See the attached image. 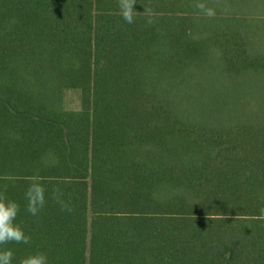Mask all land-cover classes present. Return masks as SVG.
I'll use <instances>...</instances> for the list:
<instances>
[{
	"label": "trees",
	"instance_id": "obj_1",
	"mask_svg": "<svg viewBox=\"0 0 264 264\" xmlns=\"http://www.w3.org/2000/svg\"><path fill=\"white\" fill-rule=\"evenodd\" d=\"M0 193L13 264H264V0H0Z\"/></svg>",
	"mask_w": 264,
	"mask_h": 264
},
{
	"label": "clouds",
	"instance_id": "obj_2",
	"mask_svg": "<svg viewBox=\"0 0 264 264\" xmlns=\"http://www.w3.org/2000/svg\"><path fill=\"white\" fill-rule=\"evenodd\" d=\"M136 0H117V6L122 19L126 23H134ZM205 16L213 17L216 12L213 8L208 7L203 2L196 5ZM151 24L152 20L149 19ZM46 189L43 183L33 176L28 183V187L24 192L26 201L25 210L32 216H37L45 207ZM50 198L58 203L62 211H72V208L63 200V190L54 186L50 191ZM20 210L19 204L15 200L9 199L4 193H0V246L9 243L28 244L31 237L26 235L23 228L16 223V217ZM261 216H264V208L260 209ZM13 251L10 248L0 247V264H13ZM17 264H48V257L45 253L35 251L19 258Z\"/></svg>",
	"mask_w": 264,
	"mask_h": 264
},
{
	"label": "rangeland",
	"instance_id": "obj_3",
	"mask_svg": "<svg viewBox=\"0 0 264 264\" xmlns=\"http://www.w3.org/2000/svg\"><path fill=\"white\" fill-rule=\"evenodd\" d=\"M63 106L68 111H79L82 107V101L79 91H67L64 95Z\"/></svg>",
	"mask_w": 264,
	"mask_h": 264
}]
</instances>
